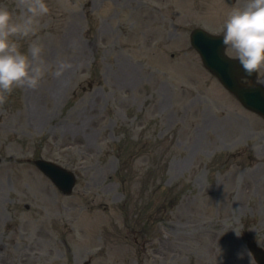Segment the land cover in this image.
Returning <instances> with one entry per match:
<instances>
[{
    "label": "rangeland",
    "instance_id": "374dc122",
    "mask_svg": "<svg viewBox=\"0 0 264 264\" xmlns=\"http://www.w3.org/2000/svg\"><path fill=\"white\" fill-rule=\"evenodd\" d=\"M182 1L45 0L36 35L18 43L42 44L48 70L0 105V264H101L102 244L110 264L133 250L111 246L118 232L161 215L171 230L208 225L190 229L191 250L210 245L195 264H255L245 237L264 246V120L203 67ZM167 4L180 21L161 18ZM0 7L21 15L16 0ZM60 61L71 68L57 78ZM37 157L76 173L71 194Z\"/></svg>",
    "mask_w": 264,
    "mask_h": 264
},
{
    "label": "clouds",
    "instance_id": "9594fccd",
    "mask_svg": "<svg viewBox=\"0 0 264 264\" xmlns=\"http://www.w3.org/2000/svg\"><path fill=\"white\" fill-rule=\"evenodd\" d=\"M16 7L21 9L16 19L6 7H0V105L14 89H37L48 70L42 44L32 42L25 54L18 40L36 35L39 20L49 13V7L45 0H16ZM222 42L235 51L247 75L264 68V0H246L242 8L228 13ZM69 68L71 64L60 61L54 75L59 78Z\"/></svg>",
    "mask_w": 264,
    "mask_h": 264
},
{
    "label": "flooded vegetation",
    "instance_id": "af4514ba",
    "mask_svg": "<svg viewBox=\"0 0 264 264\" xmlns=\"http://www.w3.org/2000/svg\"><path fill=\"white\" fill-rule=\"evenodd\" d=\"M245 3L246 0H194V7L200 17H206V19L210 22L216 19L217 14H219L218 18L224 20V22H222L224 24L228 13H230L234 8H242ZM204 7L208 8V14L204 15ZM213 24L215 25V20L213 21ZM225 51L233 52L229 46L225 47ZM242 73L246 75L245 71H242ZM255 79L264 85V68L255 72ZM243 80L247 81V78H243ZM140 214H143V212L136 213V215ZM144 214L149 216L151 215V211L144 212ZM158 218L160 220L164 219L163 216ZM150 221L151 219H149V222L146 225V221L134 219V224L131 225L132 228H127V232L124 231L122 233H118V236L122 237L125 241H130L128 240V238L131 237L132 241L134 242L132 253L135 260L133 258H129L126 263L170 264L168 262H174V264H188L190 254L196 251L195 247L193 248V250H191L193 247L192 243L196 241L192 237L191 230L195 231L196 226L192 225L191 230H172L173 233L175 231H178L179 233L182 232L185 234V236L177 235V233H175L174 241L172 243L164 245L162 244L163 241L159 238V235L154 234V225L156 224V222H158L157 218L153 219V224H151ZM155 239L158 240L155 241ZM155 242H158V245H154ZM180 248H182V250ZM189 251L190 253H188ZM192 262L193 260L191 258L190 264H192ZM116 264L120 263L116 261Z\"/></svg>",
    "mask_w": 264,
    "mask_h": 264
},
{
    "label": "water",
    "instance_id": "95a60500",
    "mask_svg": "<svg viewBox=\"0 0 264 264\" xmlns=\"http://www.w3.org/2000/svg\"><path fill=\"white\" fill-rule=\"evenodd\" d=\"M194 38L196 40V35L192 36V44H195L197 46L199 42L195 40L193 42ZM202 47H200L198 50H200L202 56H204L205 59L204 61L208 62V55L205 50H202ZM203 48L206 49L205 47ZM209 51L213 54L212 55L213 58L211 59L213 65L207 64L210 70L219 78V80L223 83L225 87H227L237 96V98L243 103L245 107L254 110L256 112H260L261 114L264 115L263 90L260 89L259 93H257L254 90H250V91L248 90L251 88H246L247 89L246 90L245 87L239 85L237 82L232 84V82H230L226 76V65H225L226 62L224 56L221 55L222 54L221 50L219 51V53H217V51L208 49V54L210 55L211 53ZM222 58L224 59V61L222 60ZM35 163L45 173L51 176L54 182L65 192H69L71 190V187L74 183V176L72 173L44 160H36ZM252 250L256 252L254 248H252ZM260 264H262V261H260Z\"/></svg>",
    "mask_w": 264,
    "mask_h": 264
}]
</instances>
